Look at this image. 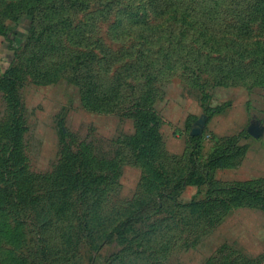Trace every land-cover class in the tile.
Returning <instances> with one entry per match:
<instances>
[{"label":"rangeland","instance_id":"1","mask_svg":"<svg viewBox=\"0 0 264 264\" xmlns=\"http://www.w3.org/2000/svg\"><path fill=\"white\" fill-rule=\"evenodd\" d=\"M0 264H264V0H0Z\"/></svg>","mask_w":264,"mask_h":264},{"label":"water","instance_id":"2","mask_svg":"<svg viewBox=\"0 0 264 264\" xmlns=\"http://www.w3.org/2000/svg\"><path fill=\"white\" fill-rule=\"evenodd\" d=\"M200 124H202V120H201V119L198 121V125H200ZM197 132H198V130L196 129V130L194 131V133H197ZM249 132H250L251 134H253V135H258V134L260 133V128H259L258 126L251 127V128L249 129Z\"/></svg>","mask_w":264,"mask_h":264}]
</instances>
